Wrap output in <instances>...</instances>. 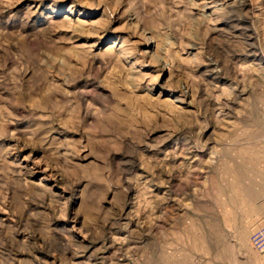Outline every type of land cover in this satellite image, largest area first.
<instances>
[{"label":"rangeland","instance_id":"374dc122","mask_svg":"<svg viewBox=\"0 0 264 264\" xmlns=\"http://www.w3.org/2000/svg\"><path fill=\"white\" fill-rule=\"evenodd\" d=\"M261 213L264 0H0V264H263Z\"/></svg>","mask_w":264,"mask_h":264},{"label":"crops","instance_id":"0c3cea01","mask_svg":"<svg viewBox=\"0 0 264 264\" xmlns=\"http://www.w3.org/2000/svg\"><path fill=\"white\" fill-rule=\"evenodd\" d=\"M247 216V213L243 214ZM260 217H255L257 220H261L264 217V214L261 213V215H258ZM185 234H188L186 237L191 238V245L188 246H175L168 248L167 251L164 253V247H160V264H194V255L199 253V244L196 246L194 245V238H198L199 236L190 233V232H184ZM242 233V231H241ZM170 249V250H169ZM222 252L226 253L228 255V250L226 247H223Z\"/></svg>","mask_w":264,"mask_h":264},{"label":"built area","instance_id":"2783aa9c","mask_svg":"<svg viewBox=\"0 0 264 264\" xmlns=\"http://www.w3.org/2000/svg\"><path fill=\"white\" fill-rule=\"evenodd\" d=\"M249 241L253 249L259 253H264V224L251 233Z\"/></svg>","mask_w":264,"mask_h":264}]
</instances>
